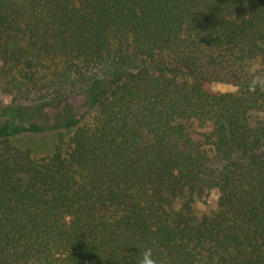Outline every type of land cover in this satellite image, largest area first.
<instances>
[{
	"label": "trees",
	"instance_id": "1",
	"mask_svg": "<svg viewBox=\"0 0 264 264\" xmlns=\"http://www.w3.org/2000/svg\"><path fill=\"white\" fill-rule=\"evenodd\" d=\"M0 77V264H264V0H0Z\"/></svg>",
	"mask_w": 264,
	"mask_h": 264
},
{
	"label": "rangeland",
	"instance_id": "2",
	"mask_svg": "<svg viewBox=\"0 0 264 264\" xmlns=\"http://www.w3.org/2000/svg\"><path fill=\"white\" fill-rule=\"evenodd\" d=\"M12 86L13 84H10V79L0 77V108L6 109L7 105L16 107V105L22 103L20 106L28 109L30 107V105L28 106L29 102L22 100L23 102L13 103V100L19 97L20 93ZM217 90L221 92H234L236 88L228 84H219L217 85ZM89 109V103L85 94L77 95L72 99L64 100L57 104L47 103L40 109V114L38 113L39 118L43 121L40 123L41 132L36 134L24 133L12 137L9 139L10 143L17 148L30 150L35 158L48 156L53 153L59 135H63L65 140H69L75 132V128L64 127L65 124L63 125V122H67L73 118L78 119L82 115H86ZM37 112H39V109ZM4 113L0 112V124L9 120L7 115L10 112L5 111ZM21 113L23 112L18 114L20 118H17L16 123L20 124V121L25 119V116L21 115ZM216 198L215 193L210 194L209 201L212 205L215 204ZM198 208L204 210L202 205H198Z\"/></svg>",
	"mask_w": 264,
	"mask_h": 264
},
{
	"label": "clouds",
	"instance_id": "3",
	"mask_svg": "<svg viewBox=\"0 0 264 264\" xmlns=\"http://www.w3.org/2000/svg\"><path fill=\"white\" fill-rule=\"evenodd\" d=\"M255 71V67L251 69ZM256 88V81H253V84L250 86L251 91H255ZM141 259L138 261V264H158V260L154 257L153 248L147 247L144 251L140 254Z\"/></svg>",
	"mask_w": 264,
	"mask_h": 264
}]
</instances>
